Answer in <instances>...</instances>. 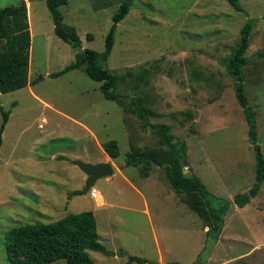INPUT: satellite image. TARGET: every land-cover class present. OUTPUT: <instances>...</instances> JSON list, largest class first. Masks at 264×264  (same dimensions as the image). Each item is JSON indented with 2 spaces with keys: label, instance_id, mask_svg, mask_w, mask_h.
<instances>
[{
  "label": "rangeland",
  "instance_id": "1",
  "mask_svg": "<svg viewBox=\"0 0 264 264\" xmlns=\"http://www.w3.org/2000/svg\"><path fill=\"white\" fill-rule=\"evenodd\" d=\"M28 1L31 83L0 92V105L10 111L0 145V264H9V229L87 210L95 216L99 242L115 251L108 256L87 250L92 264H264V181L245 206L232 203L234 195L254 183L255 159L235 96L237 81L225 64L240 29L251 20L242 75L264 156V55L257 54H264V0H238L241 11L227 0H132L117 24L106 67L118 77L114 91L124 105L150 111L146 124L106 99L100 83L82 69L50 76L74 61L78 49H104L111 16L121 0H68L60 7L64 23L74 26L81 39L78 49L54 33L45 0ZM21 2L0 0V8ZM157 123L167 124L175 140L184 144V167L206 186L211 204L231 202L220 238L203 251L207 220L183 202L186 196L171 188L162 168L139 166L140 175L150 173L149 181H156L161 192L175 194L162 196L158 191L156 199L157 190L147 188L136 169L122 166L144 193L150 219L138 196L117 193L127 189L117 173L111 181L97 179L92 187L113 207H95L102 204L101 197H90L92 188L84 190L86 175L71 162L97 163L103 156L100 144L110 139L119 145L113 160L117 164L125 162L130 146L165 152L169 146L152 127ZM75 189L83 192L68 197ZM120 250L126 255L116 253ZM128 255L147 261L128 263Z\"/></svg>",
  "mask_w": 264,
  "mask_h": 264
},
{
  "label": "trees",
  "instance_id": "2",
  "mask_svg": "<svg viewBox=\"0 0 264 264\" xmlns=\"http://www.w3.org/2000/svg\"><path fill=\"white\" fill-rule=\"evenodd\" d=\"M237 11H241L238 0H227ZM47 9L53 21L54 33L73 48H80L81 39L72 25L63 21L60 7L66 5L68 0H45ZM132 0H121L111 16V25L105 36L104 49L96 51L90 48L78 49L74 61L64 66L61 70L50 74L59 76L71 69H82L92 80L99 82V89L103 96L117 103L124 111L136 114L144 124L150 111L143 107L124 105L116 94L115 87L118 77L106 67V62L114 45L117 24L127 15ZM25 1L17 5L0 8V92L7 93L26 87L31 83L28 79L29 50L31 36L27 18ZM252 21L248 20L240 29L239 39L226 60V69L229 75L237 81L235 96L242 108L246 124L247 135L254 151L255 176L252 186L243 193L234 195L232 203L243 207L255 197L264 181V156L257 140L256 112L249 105L244 92V78L242 67L247 63L245 51L249 47ZM92 35L87 34V39ZM259 56L264 55L257 52ZM9 110H4L0 105L2 121L0 123V145L2 133L5 128ZM162 140L169 146L165 152H141L130 146L125 154L126 166H141L145 168L159 167L164 171L166 180L171 188L179 195H185L184 203L203 219L207 220L205 231V244L202 249L218 241L224 225V216L231 202L221 200L219 205L211 204V194L206 186L195 174L187 176L180 166L179 159L185 156V146L175 140L169 132V126L164 123L152 124ZM105 153L111 157L119 155V145L115 139L102 143ZM142 169H140L141 171ZM141 171V174H145ZM83 192L72 190L68 197ZM6 257L9 264H51L56 260L64 259L66 264H92L87 250L99 251L105 255L115 252L107 250L100 242L97 233L95 216L92 211L69 213L55 221L47 223L24 224L9 229L5 234ZM126 255L123 250L117 251ZM200 255V254H199ZM128 263H143L147 259L139 256L128 255ZM172 264H178L176 261Z\"/></svg>",
  "mask_w": 264,
  "mask_h": 264
},
{
  "label": "crops",
  "instance_id": "3",
  "mask_svg": "<svg viewBox=\"0 0 264 264\" xmlns=\"http://www.w3.org/2000/svg\"><path fill=\"white\" fill-rule=\"evenodd\" d=\"M28 5H29V1L28 0H26V6H27V16H28ZM29 30H30V28H29ZM30 36H32V33H31V31H30ZM31 46V45H30ZM29 63H30V57H29ZM29 79V78H28ZM30 81V80H29ZM27 86H29V84L27 85ZM99 152L101 153V154H103V156L102 157H99L100 159H97V161H95V162H109V163H111V165H112V167H113V174L115 175V173H117V175H119L120 177H121V179L125 182V184L127 185V189H118L117 190V193H119V192H121V195H124L126 192H127V194H129L130 192L132 193L131 194V196H130V198H134L135 196H138V198H139V200H141V203H142V211L146 214V216L148 217V218H150L151 219V214H150V211H149V205H148V201H147V199H146V197H145V195H144V193L143 192H141L140 191V189H138V188H136V186L132 183V181H131V179H129V178H127L126 177V175L123 173V168H122V166H126L124 163H119V164H117V163H115L113 160L116 158V157H114V158H111V157H109L106 153H105V151L103 150V148H102V143L100 144V146H99ZM134 169H136V173L138 174V176L140 177V179L145 183V186L148 188H151V187H153V188H155L157 191H156V199H159V194H158V191L159 192H161V190L159 189V184L156 182V181H153V182H151V181H149V174L150 173H146L145 172V174H142V176L140 175V172H139V167L138 166H132ZM149 169H151V168H149ZM112 174V175H113ZM112 175H110V176H106V181H111L112 180ZM95 189V188H94ZM96 191V190H95ZM134 192V193H133ZM154 192V191H153ZM259 192V191H258ZM171 192H170V190L169 191H162L161 192V195L162 196H165L166 194L168 195V194H170ZM133 194H135V195H133ZM172 195H175V194H173V193H171ZM258 194V193H257ZM89 195H90V192H89ZM100 196V195H99ZM169 196H171V195H169ZM169 196H166L165 197V200L167 201V202H169L168 201V199H167V197H169ZM91 197V196H90ZM101 197V196H100ZM92 198V197H91ZM130 198H128V199H130ZM101 201H102V204L100 203V202H98V203H100V204H95V207H101V208H104V209H106V208H110V207H113V203H111V202H109V201H107V200H105L103 197H101ZM121 201H124V198H122L121 199ZM130 201V200H129ZM132 202V201H131ZM122 205V204H121ZM172 205L173 206H175L176 204H174V203H172ZM123 206V208H130V207H128V206H126V205H122ZM245 206V205H244ZM91 211V210H90ZM81 212V211H80ZM65 216V215H64ZM97 225V224H96ZM207 230V228L204 230V231H206ZM205 233V232H204ZM98 238H99V234H98ZM219 238H220V236H219ZM108 250V249H107ZM113 252H115V251H113Z\"/></svg>",
  "mask_w": 264,
  "mask_h": 264
},
{
  "label": "water",
  "instance_id": "4",
  "mask_svg": "<svg viewBox=\"0 0 264 264\" xmlns=\"http://www.w3.org/2000/svg\"><path fill=\"white\" fill-rule=\"evenodd\" d=\"M184 159L185 156L180 158V166L183 169V172L189 176L190 172L184 166ZM72 164L78 166L81 171L86 175V183L84 190L88 191L90 188L93 187L95 181L101 177L110 176L113 174V167L109 162H97V163H89L82 161L80 159H74L71 161ZM195 261L193 264H196Z\"/></svg>",
  "mask_w": 264,
  "mask_h": 264
},
{
  "label": "built area",
  "instance_id": "5",
  "mask_svg": "<svg viewBox=\"0 0 264 264\" xmlns=\"http://www.w3.org/2000/svg\"><path fill=\"white\" fill-rule=\"evenodd\" d=\"M96 194H97V192L95 191V189H91L90 190V196L93 198V199H95L96 198Z\"/></svg>",
  "mask_w": 264,
  "mask_h": 264
},
{
  "label": "bare ground",
  "instance_id": "6",
  "mask_svg": "<svg viewBox=\"0 0 264 264\" xmlns=\"http://www.w3.org/2000/svg\"><path fill=\"white\" fill-rule=\"evenodd\" d=\"M98 198H100V196H99L98 194H96V200H97Z\"/></svg>",
  "mask_w": 264,
  "mask_h": 264
}]
</instances>
